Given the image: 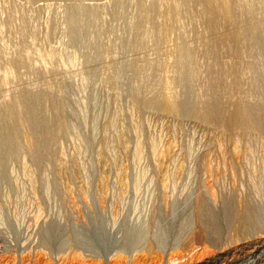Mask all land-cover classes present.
<instances>
[{
  "label": "rangeland",
  "instance_id": "374dc122",
  "mask_svg": "<svg viewBox=\"0 0 264 264\" xmlns=\"http://www.w3.org/2000/svg\"><path fill=\"white\" fill-rule=\"evenodd\" d=\"M209 1L0 0V264H264V0Z\"/></svg>",
  "mask_w": 264,
  "mask_h": 264
},
{
  "label": "bare ground",
  "instance_id": "6f19581e",
  "mask_svg": "<svg viewBox=\"0 0 264 264\" xmlns=\"http://www.w3.org/2000/svg\"><path fill=\"white\" fill-rule=\"evenodd\" d=\"M223 1V0H222ZM207 2V1H206ZM214 1L213 0H211V1H209V3L211 4V3H213ZM215 3V2H214ZM229 2H228V0H225V2L223 1L222 2V4H224V7L222 6V8L220 7V10H219V8H216V7H211L210 6V9L212 8V10L211 11H213V10H216V12L217 13H219V14H222L223 16H225V15H227V14H229V12H230V8H229V4H228ZM215 5V4H214ZM209 9V10H210ZM217 13H216V15H217ZM244 113V112H243ZM247 116V115H246ZM201 211V210H200ZM202 212V211H201ZM203 213V212H202ZM200 214V213H199ZM201 215V214H200ZM199 215V217H201L200 219H202V217L204 216V214L202 215V216H200ZM199 219V220H200ZM201 221V220H200ZM243 225V224H242ZM197 235V234H196ZM197 241H198V239H197ZM264 252V251H263ZM198 253V252H197ZM140 254V253H139ZM147 254V253H146ZM144 256V255H143ZM191 256V255H190ZM126 258V257H125ZM137 258V257H136ZM173 258V257H172ZM172 258H171V260H172ZM98 259V258H97ZM138 259V258H137ZM79 260V259H78ZM137 262V261H136ZM99 264V263H98ZM204 264H210V263H205L204 262Z\"/></svg>",
  "mask_w": 264,
  "mask_h": 264
}]
</instances>
